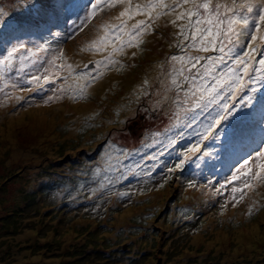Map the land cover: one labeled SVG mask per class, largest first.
I'll return each instance as SVG.
<instances>
[{
  "label": "rangeland",
  "instance_id": "obj_1",
  "mask_svg": "<svg viewBox=\"0 0 264 264\" xmlns=\"http://www.w3.org/2000/svg\"><path fill=\"white\" fill-rule=\"evenodd\" d=\"M83 1L63 4L61 21L74 22L68 35L53 39L47 51H37L47 42L44 31L52 27H44L39 37L35 23L49 17L53 0H0L4 10L0 56L23 42L33 50L32 55L22 51L29 57L25 69L29 75H42V68L35 71L33 62L46 67L61 49L66 63L73 65L71 73L57 69L60 74L54 82L41 80L42 89L34 92L21 91L35 85L19 78L0 80L4 89L0 92V264H264V185L243 200L239 193L234 200L231 192L241 186V180L231 181L232 173L244 158L264 147V93H257L261 99L231 130L226 146L211 139L203 142L201 152L207 148L213 155L205 157L201 167L188 163L167 171L196 142L194 133L200 131L199 122L191 128L182 125L168 133L184 135L160 157L158 167L153 170L154 162L146 161L139 174L99 190L93 172L113 145L140 149L132 158L135 161L158 150L144 144L151 142L152 133L164 132L170 125V104L153 103L159 65L173 55L196 52L188 48L190 40L177 46L173 33L179 29L169 23L174 17H161L139 48H126V54L118 57L126 65L123 70L105 71L88 88L86 98L72 99V77L92 72L95 64L90 62L107 54L82 48L96 37L99 23L121 10L117 6L99 14L81 31L77 25L84 15ZM138 19L144 17L129 24ZM20 24L24 30L14 32ZM54 30L59 34L55 36H63V26L54 25ZM145 78L150 81V95L137 99ZM12 83L18 86L12 88ZM61 85L65 89L61 98L45 103L48 96L60 95L52 89ZM18 96L24 99L18 101Z\"/></svg>",
  "mask_w": 264,
  "mask_h": 264
},
{
  "label": "snow or ice",
  "instance_id": "obj_2",
  "mask_svg": "<svg viewBox=\"0 0 264 264\" xmlns=\"http://www.w3.org/2000/svg\"><path fill=\"white\" fill-rule=\"evenodd\" d=\"M117 6L121 10L115 16L99 23L96 26V37L82 48L107 54L100 60L90 62L95 64L92 72L82 71L72 77L75 87L69 89L74 93L70 98H86L89 94L88 88L101 78L105 71L123 70L126 65L118 57L126 54V48H139L144 42L143 37L154 29L161 17H174L169 23L179 29L173 33L178 41L177 46L190 40L188 48L195 50L196 54L173 55L159 65V87L154 92L157 98L153 103L157 107L170 104V125L164 132H154L150 135L151 142L145 143L144 148L158 146V150L150 156H141L138 161L132 158L140 154V149L129 151L113 145L93 172V175L99 178L98 187L101 191L110 189L118 181L126 179L129 174H139L147 167L146 161L154 162L153 170L158 167L161 163L160 157L168 153L184 135L183 132L177 133L176 136H170L168 133L182 125L191 128L199 122L200 131L194 133L196 142L181 152L177 158L178 162L167 171L183 169L188 163L194 164L196 168L201 167L205 157L213 155L207 148L201 152L203 142L211 139L213 142L222 141L221 146H226L231 130L251 113L257 100L261 99L257 93H264V0H85L81 6L84 15L79 18L77 27L82 31L94 17ZM3 16L4 10L0 9V18ZM137 16L144 19L129 24V21ZM177 21L184 22L177 24ZM23 30V24L13 27L14 32ZM48 47L45 42L37 51H47ZM22 51L33 54L32 48L20 42L12 45L6 50V54L0 56V80L19 78L21 83L35 85L22 87L21 91L34 92L42 89L41 80L44 84L54 82L60 74L57 69H67L69 73L73 70V65L66 63L67 58L61 49L47 61L46 67L33 62L35 71L42 68V75H29L25 71L29 67L26 63L29 57L23 55ZM131 55L136 56V52ZM17 56L19 66L16 64ZM57 61L60 63L57 64ZM84 67L87 68L88 65ZM8 86L5 84V87ZM17 86L16 83L11 84L12 88ZM149 87L150 81L145 78L138 86L137 99L139 96H149ZM3 91L4 89L0 88V92ZM52 91L60 95L48 96L45 103L60 99L65 89L61 85ZM5 96L7 98V94ZM16 99L19 101L24 97L18 96ZM261 103L264 105V99H261ZM201 117L207 122L202 121ZM126 161L132 162L125 163ZM236 180H241V186L232 187L234 200L235 194L239 193V200H243L248 192L264 185V147L243 159L240 167L232 173L231 181ZM248 211L251 213V206Z\"/></svg>",
  "mask_w": 264,
  "mask_h": 264
},
{
  "label": "trees",
  "instance_id": "obj_3",
  "mask_svg": "<svg viewBox=\"0 0 264 264\" xmlns=\"http://www.w3.org/2000/svg\"><path fill=\"white\" fill-rule=\"evenodd\" d=\"M48 7L53 8L54 11L56 12L59 8L62 7L61 0H55V1L51 2ZM56 22H57L56 19H55V21H52V22L50 19L40 20L38 23H35L36 24V30H37V32L35 34H38V32H40L43 29V27H46V26L52 27V24H54V23L56 24ZM38 26H39V28L37 29ZM215 167L217 168V166H215Z\"/></svg>",
  "mask_w": 264,
  "mask_h": 264
},
{
  "label": "bare ground",
  "instance_id": "obj_4",
  "mask_svg": "<svg viewBox=\"0 0 264 264\" xmlns=\"http://www.w3.org/2000/svg\"><path fill=\"white\" fill-rule=\"evenodd\" d=\"M256 133H259V131L256 132ZM223 237H224V236H223ZM245 239L249 240L248 238H245ZM250 247H251V246H250ZM250 247H249V248L246 247V248H248V249H247L248 251L251 250ZM247 250H246V251H247ZM232 255H233V256H237L238 254H237L236 252H234V253H232Z\"/></svg>",
  "mask_w": 264,
  "mask_h": 264
}]
</instances>
